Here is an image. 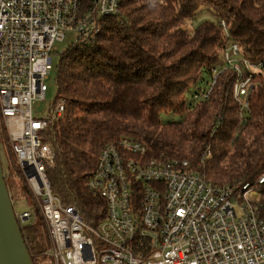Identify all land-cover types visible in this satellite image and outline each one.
<instances>
[{
    "label": "built area",
    "instance_id": "built-area-1",
    "mask_svg": "<svg viewBox=\"0 0 264 264\" xmlns=\"http://www.w3.org/2000/svg\"><path fill=\"white\" fill-rule=\"evenodd\" d=\"M121 2L0 0V112L48 228L52 247L45 255L53 264H264L258 206L264 175L255 184L216 186L188 160L155 156L146 143L124 137L103 148L88 183L107 204L106 217L96 227L53 194L48 172L56 167V151L43 138L65 116L67 101L57 97L47 117L38 116L56 69L55 45L73 32L71 47L94 46L104 19L121 14ZM220 24L222 56L211 83L194 99L209 101L219 77L235 74L233 96L240 106L235 141L247 125L253 81L263 74L264 59L247 58L226 22ZM222 123L221 116L212 135ZM211 156L208 146L202 168ZM14 211L21 228L32 217L29 211Z\"/></svg>",
    "mask_w": 264,
    "mask_h": 264
},
{
    "label": "trees",
    "instance_id": "trees-1",
    "mask_svg": "<svg viewBox=\"0 0 264 264\" xmlns=\"http://www.w3.org/2000/svg\"><path fill=\"white\" fill-rule=\"evenodd\" d=\"M202 9L219 22L190 30ZM221 21L247 58L264 59V0H122L121 14L104 19L94 46H74L61 55L57 97L67 108L43 138L56 151L48 179L53 194L64 206L77 207L87 224L96 227L107 214L106 202L88 188L101 152L124 137L146 143L155 156L188 160L216 186L255 184L264 175V71L253 81L247 125L235 141L240 126L235 74L219 77L209 101L194 99L211 83L222 56ZM168 114L180 120L163 123ZM0 138L10 163L4 175L12 202L31 199L39 208L1 112ZM208 146L212 156L204 169L201 157ZM258 206L264 220V189ZM21 230L33 263L41 264L52 247L45 221L32 214Z\"/></svg>",
    "mask_w": 264,
    "mask_h": 264
},
{
    "label": "rangeland",
    "instance_id": "rangeland-1",
    "mask_svg": "<svg viewBox=\"0 0 264 264\" xmlns=\"http://www.w3.org/2000/svg\"><path fill=\"white\" fill-rule=\"evenodd\" d=\"M207 21L212 22V23H218L219 19L213 13L208 11L207 9H202L197 14L196 18L193 21L189 22V29L193 31V30L197 29L199 26H201L204 22H207ZM74 42H75V34L73 32H70L64 41H59L55 45L57 50H58V53L55 54L56 69L54 70L51 77L47 81L48 87H49V92L47 94V103L43 104L42 113L39 114V116H38L42 119L47 117L48 112L50 110V107L55 102V100L58 96L57 67L59 64L61 54L65 50L70 49L71 44ZM172 120L179 121L180 118L174 114H168V115L162 116L163 123H168V122H171ZM3 147H4L3 144L0 143L1 163L3 166V170L7 173L9 171L10 163H9L8 155H7V153ZM20 202H23V201H20ZM20 202H18V201L13 202L14 208L17 212L29 211L33 214V216L34 215L36 216L37 222H43L44 223V220H42V216H41L42 214H41L40 207H39L38 203L37 204H38L39 208H36L35 204L33 203V201L31 199L27 203H23L22 205H20L21 204ZM48 253H49V251H48ZM43 257H44V255L39 258V260H41L40 261L41 264H53L51 257H49L47 255V256H45V259H42Z\"/></svg>",
    "mask_w": 264,
    "mask_h": 264
},
{
    "label": "water",
    "instance_id": "water-1",
    "mask_svg": "<svg viewBox=\"0 0 264 264\" xmlns=\"http://www.w3.org/2000/svg\"><path fill=\"white\" fill-rule=\"evenodd\" d=\"M0 264H34L17 221L0 158Z\"/></svg>",
    "mask_w": 264,
    "mask_h": 264
}]
</instances>
